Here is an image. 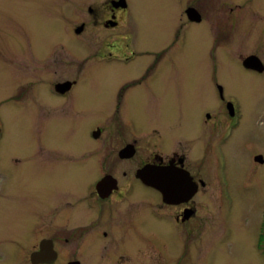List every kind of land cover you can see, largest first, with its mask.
<instances>
[{"label": "flooded vegetation", "instance_id": "af4514ba", "mask_svg": "<svg viewBox=\"0 0 264 264\" xmlns=\"http://www.w3.org/2000/svg\"><path fill=\"white\" fill-rule=\"evenodd\" d=\"M230 1L74 0L62 16L84 47L74 71L62 56L51 60L49 47L40 56L29 46L38 78L21 88L42 126L30 142V264H214L212 252L236 249L244 209L251 226L260 221L248 248L256 262L264 255V127L243 118L221 82L217 111L197 114L193 87L179 86L177 53L197 27L212 61L264 76V27ZM147 27L159 34L136 45L135 31ZM51 63L61 68L53 76ZM150 107L155 120L131 118ZM147 168L158 173L156 187L143 181Z\"/></svg>", "mask_w": 264, "mask_h": 264}, {"label": "rangeland", "instance_id": "374dc122", "mask_svg": "<svg viewBox=\"0 0 264 264\" xmlns=\"http://www.w3.org/2000/svg\"><path fill=\"white\" fill-rule=\"evenodd\" d=\"M72 1L74 0H0V264H30V243L28 244L27 238L30 235V199L34 183L33 173L30 171V142L33 134L35 138L42 135V126L39 120L32 124L30 96L23 92L27 87L25 83L29 75L34 77V80L38 78L36 73L30 74L27 67L29 46L31 45L35 54L40 56L44 55V51L49 47L51 60L55 56H62V59L65 58L66 71H74V51L76 54H82L84 47L78 49L79 42L69 31V26L67 28L64 25L62 16L69 12ZM235 3L241 5L238 11L242 19L246 13L254 12L258 17L256 25L264 27L262 0H231L230 6ZM141 29L144 30L135 31L136 45L141 42L143 34L147 40L148 34L152 38L154 33H158L156 29L149 30L148 27ZM194 29L195 32L186 31L188 43L178 50L177 60L179 86L188 84L197 94L195 114L204 107L217 111L218 100L214 84L221 82L227 92L236 96L243 110V118L254 119L258 126L264 127V76L241 71L235 61L231 64L219 59L212 61L207 56V44L203 37L200 41L197 38V35H205L204 31L200 30V27ZM31 64L37 66L36 62L30 63V66ZM215 69H218V73L214 74ZM60 70L61 68L53 63L50 69H47L50 76L54 75V71L58 73ZM11 71L16 78L15 82ZM202 80H206L203 85L206 88L204 97H201L205 93L201 86ZM197 88L201 89V94L196 91ZM12 96H19V102L5 104L6 99H11ZM167 113L166 111L164 114ZM159 114L155 107H150L131 111L130 116L137 122H151L158 118ZM236 181L241 182V177L238 176ZM42 188L40 184L35 186L36 191ZM38 198L43 201L42 194H39ZM242 210L239 205L234 207L236 214ZM258 211L264 212V205L259 207ZM241 216L242 230L238 229L241 227L239 224L232 231L238 238L236 249H233V253L227 251L221 255L212 252V263L264 264V255L260 254L256 262L254 253L248 248V236L251 231H258L260 221L255 228L250 225L251 214L246 209ZM244 220L249 221L246 222L249 224L247 227H243ZM15 241L21 244V248L15 245Z\"/></svg>", "mask_w": 264, "mask_h": 264}, {"label": "water", "instance_id": "95a60500", "mask_svg": "<svg viewBox=\"0 0 264 264\" xmlns=\"http://www.w3.org/2000/svg\"><path fill=\"white\" fill-rule=\"evenodd\" d=\"M142 174V177H143V181L146 182L148 185L150 186H153V187H156L157 186V183H158V180H156V176H158V173L156 171V169H146L145 172L141 173ZM40 257V255H32L31 256V259L33 261L34 258H38Z\"/></svg>", "mask_w": 264, "mask_h": 264}]
</instances>
